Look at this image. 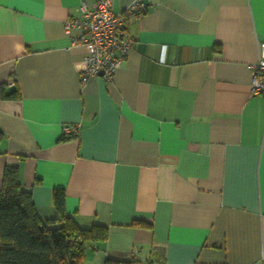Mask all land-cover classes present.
<instances>
[{
    "label": "crops",
    "instance_id": "1",
    "mask_svg": "<svg viewBox=\"0 0 264 264\" xmlns=\"http://www.w3.org/2000/svg\"><path fill=\"white\" fill-rule=\"evenodd\" d=\"M83 1L0 0V188L17 167L40 217L62 189L105 226L82 264H264V0H112L134 43L111 81L82 79L89 47L64 30Z\"/></svg>",
    "mask_w": 264,
    "mask_h": 264
},
{
    "label": "trees",
    "instance_id": "2",
    "mask_svg": "<svg viewBox=\"0 0 264 264\" xmlns=\"http://www.w3.org/2000/svg\"><path fill=\"white\" fill-rule=\"evenodd\" d=\"M16 91L2 94L16 98ZM3 132L0 129V141ZM53 203L61 217L44 219L35 209L30 192L21 188L17 167L6 166L0 188V264H82L88 243L107 237L105 226L82 228L65 213V194L53 191ZM106 264H164L151 251L145 261L132 256Z\"/></svg>",
    "mask_w": 264,
    "mask_h": 264
},
{
    "label": "built area",
    "instance_id": "3",
    "mask_svg": "<svg viewBox=\"0 0 264 264\" xmlns=\"http://www.w3.org/2000/svg\"><path fill=\"white\" fill-rule=\"evenodd\" d=\"M143 4L137 0L127 7L126 12H140ZM77 29L73 43L86 44L89 50L83 56L80 69L82 79L92 75H102L106 81L113 79L115 71L132 49L134 39L127 31L124 17L112 10V0H92L81 2L76 15L64 24L66 33ZM251 91L264 92V42L258 43V59L252 66ZM78 125H64L62 132L71 136L78 131Z\"/></svg>",
    "mask_w": 264,
    "mask_h": 264
}]
</instances>
